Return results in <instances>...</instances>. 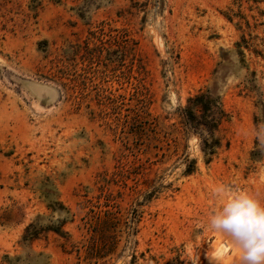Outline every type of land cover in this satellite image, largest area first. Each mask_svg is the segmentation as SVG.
Listing matches in <instances>:
<instances>
[{
  "label": "rangeland",
  "instance_id": "rangeland-1",
  "mask_svg": "<svg viewBox=\"0 0 264 264\" xmlns=\"http://www.w3.org/2000/svg\"><path fill=\"white\" fill-rule=\"evenodd\" d=\"M94 31L103 52L88 62L77 53ZM207 90L228 121L209 164L186 131L196 162L186 175L183 159L165 161L132 129L177 121ZM122 169L140 174L114 180ZM104 179V193L141 217L110 264L132 254L136 264H264V3L0 0V264H77L78 203ZM50 201L76 215L72 239L24 241L38 217L71 220Z\"/></svg>",
  "mask_w": 264,
  "mask_h": 264
},
{
  "label": "trees",
  "instance_id": "trees-1",
  "mask_svg": "<svg viewBox=\"0 0 264 264\" xmlns=\"http://www.w3.org/2000/svg\"><path fill=\"white\" fill-rule=\"evenodd\" d=\"M252 1L255 4L264 3V0ZM100 32H91L83 46L79 47L80 51L77 55L83 53L82 57L85 61L93 62L94 59L101 57L103 35H100ZM105 98L110 103L115 101L110 97ZM146 115L149 116V114ZM175 115L177 121L168 124L165 123L168 119L161 120L160 117L147 116L148 118L141 127L132 129V135L147 140L149 148L155 151L156 155L164 156L165 161L174 157L183 159L186 162L184 174L191 175L195 172L196 162L190 160L182 150L184 146L182 140L186 131L190 129L200 138L201 152L206 158V163L209 164L217 150L221 148V139L217 137V133L221 125L228 121V114L220 98L207 90L190 97L186 106L178 109ZM139 174L138 170L129 172L122 169L114 180L124 181V178L130 179V175L138 176ZM103 183L99 188L100 195L92 198L87 195L82 202L78 203L79 209L83 212L80 224L77 225L80 240L72 245L70 251L76 254L77 264H110L113 260L117 261L124 254L131 237L138 233L135 227L141 218L138 211L123 209L113 194L104 193L110 181L104 179ZM48 188L53 189L50 186ZM153 195L149 194L147 200L153 198ZM56 208L61 211L67 210L59 201H50L48 209L55 212ZM66 212L72 216L70 221L64 218L57 224L47 226L40 225L39 220L43 218L38 217V222L31 223L26 228L23 240L34 242L52 233L70 242L72 235L65 230V227L69 222L75 223L76 215L69 211ZM136 260V255L132 254L130 264H136Z\"/></svg>",
  "mask_w": 264,
  "mask_h": 264
}]
</instances>
